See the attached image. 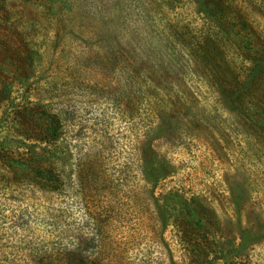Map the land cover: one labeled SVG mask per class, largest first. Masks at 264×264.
<instances>
[{
  "label": "rangeland",
  "instance_id": "374dc122",
  "mask_svg": "<svg viewBox=\"0 0 264 264\" xmlns=\"http://www.w3.org/2000/svg\"><path fill=\"white\" fill-rule=\"evenodd\" d=\"M212 1L216 21L198 0H0V154L55 116L63 179L41 191L0 157V264L83 235L114 264H202L169 192L195 200L208 264H264V0Z\"/></svg>",
  "mask_w": 264,
  "mask_h": 264
},
{
  "label": "trees",
  "instance_id": "16d2710c",
  "mask_svg": "<svg viewBox=\"0 0 264 264\" xmlns=\"http://www.w3.org/2000/svg\"><path fill=\"white\" fill-rule=\"evenodd\" d=\"M212 0H198V5L202 8V11L206 13V15L214 21L219 20L222 18V14L218 13L216 16L215 11L213 9L208 8ZM213 2V1H212ZM218 5V4H217ZM224 8V7H223ZM221 8V9H223ZM211 19V20H212ZM212 20V21H213ZM259 74L262 76L261 72ZM221 76L227 75L226 72L220 73ZM255 75L252 73V76ZM263 77V76H262ZM264 79V77H263ZM222 81H225V76L222 77ZM138 87L136 88L137 93L143 94L145 92L137 83ZM242 93V89H238L236 95ZM239 99V98H236ZM44 120H46V125L50 127V130H42L41 128L36 131L35 134L32 136H28L26 140H32L35 144H24L25 147V155L20 156L17 158L13 157V153L8 151L11 146L8 143L0 142L2 147H6L7 149L0 154V157L4 159L5 165L7 167L8 172L13 173L14 169L12 168L13 165L23 168L22 175H25V178L33 181V185L41 190V191H48L54 192L60 190L63 186V179L60 174L56 172L53 167V154L49 149L50 144L53 143L55 139H57L61 132H59L61 126L57 121L55 116L46 115ZM53 127V128H52ZM15 142V141H14ZM38 148V149H37ZM36 149V150H35ZM141 171L146 180L151 178L157 180L164 174L161 172V168L159 167H152L150 163L144 157V164L141 166ZM15 174V173H13ZM170 199L175 200L176 205L181 206L184 209V214L181 212H177L176 214H171L168 216L176 225L180 224L179 233L183 236V241H187L188 247L190 248L189 252L193 256V262L208 264L210 245L205 242V246L201 249L198 247L197 239H195L196 233L193 227H190L189 224L194 220L195 215L193 213L194 199L189 197H184V195H178L177 192L170 193ZM159 219L163 220L164 217L158 216ZM196 221V220H195ZM198 222V221H196ZM81 241L75 244L73 247H63V248H56V250H52L51 252H43L38 256V260L34 261V264H114L111 261H104V257H99L97 246L90 245L87 246L84 244V235L80 236L79 238ZM195 240V241H194ZM242 248V247H241ZM91 249V250H89ZM240 252V249L238 250ZM90 254V255H89ZM89 255V256H88ZM94 255V257H93ZM231 264H235L232 260L230 261Z\"/></svg>",
  "mask_w": 264,
  "mask_h": 264
}]
</instances>
